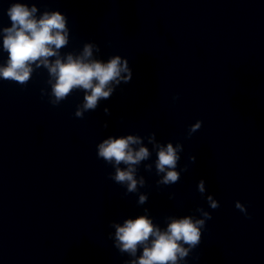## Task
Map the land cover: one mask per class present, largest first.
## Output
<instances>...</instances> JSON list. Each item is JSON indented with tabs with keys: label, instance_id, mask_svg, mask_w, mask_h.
I'll use <instances>...</instances> for the list:
<instances>
[{
	"label": "clouds",
	"instance_id": "9594fccd",
	"mask_svg": "<svg viewBox=\"0 0 264 264\" xmlns=\"http://www.w3.org/2000/svg\"><path fill=\"white\" fill-rule=\"evenodd\" d=\"M37 12L34 3L29 6L19 0L8 7L6 14L10 26L0 28L2 51L7 53L6 62L0 64V80L26 86L32 74L44 68L48 73L46 83L50 86V92L41 89V94L48 96L51 105H60L74 91L84 93L83 102L74 113L77 118H83L86 112L95 111L99 102L110 99L121 83L131 82L133 72L129 60L120 55H112L106 62L95 58L94 52H100V46L96 43H85L79 54L71 51L62 54L61 50L69 44L67 16L58 10H45L38 17ZM173 99H178V96ZM104 112L110 115L107 108ZM202 123L197 120L189 126L188 138L202 127ZM102 126L107 128V122ZM155 136V132L150 133L148 143L156 150V175L163 174L156 183L158 186L176 184L181 172L188 170V165L177 170L180 153L184 150L183 144L177 142L173 146L172 142H167L164 146L155 141ZM150 156L149 148L144 146L139 135L109 136L97 145L98 159L115 169L109 178L126 187L125 195L138 192V186H145V179L142 176L137 179L136 173L141 162ZM195 161V155L189 156L190 163ZM145 170L151 172L152 165H145ZM197 189L201 195L205 193L203 180L199 181ZM147 199L146 194H141L137 202L144 204ZM207 203L213 210L219 208V203L210 195L207 196ZM235 207L248 216L246 206L240 201L235 202ZM195 210L202 218L193 215L166 217L165 228L154 223L148 215L126 219L123 224L112 223L111 226L115 228V247L121 254L127 253L133 257L126 264H180L200 244L201 230L205 228L206 221L212 219L211 213L202 207ZM138 252L140 255H137Z\"/></svg>",
	"mask_w": 264,
	"mask_h": 264
}]
</instances>
